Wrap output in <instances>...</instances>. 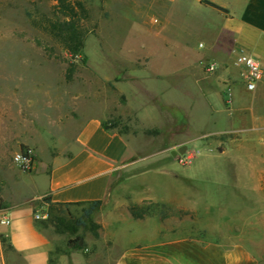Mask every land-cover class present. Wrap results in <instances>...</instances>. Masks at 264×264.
<instances>
[{
	"label": "rangeland",
	"instance_id": "1",
	"mask_svg": "<svg viewBox=\"0 0 264 264\" xmlns=\"http://www.w3.org/2000/svg\"><path fill=\"white\" fill-rule=\"evenodd\" d=\"M64 5L85 32L78 53L49 33L52 23L67 19ZM196 6L189 0H0V205L7 208L6 199L30 205L32 216L48 213L47 197L25 201L52 163L71 154L90 118L130 140L131 159L138 161L113 180L85 226L76 224L86 205L55 207L71 223L63 234L49 223L42 227L53 245L52 264L69 254L78 263L110 264L138 234L129 224L153 226L165 212L134 200L142 194L139 181L164 179L152 173L162 163L179 177L237 178L231 157L218 159L215 145H203L222 140L214 133L222 129V114L204 103L213 99L206 89L222 86V62L213 49L220 22ZM208 64L216 69L208 71ZM182 146L185 152L171 159L169 150ZM17 152L31 158V170L16 166ZM193 154V163L182 165ZM204 189L215 195L218 188ZM131 208L142 217L132 218ZM73 239L79 249L67 248ZM0 264L25 263L0 240Z\"/></svg>",
	"mask_w": 264,
	"mask_h": 264
},
{
	"label": "crops",
	"instance_id": "2",
	"mask_svg": "<svg viewBox=\"0 0 264 264\" xmlns=\"http://www.w3.org/2000/svg\"><path fill=\"white\" fill-rule=\"evenodd\" d=\"M189 1L219 18L213 49L222 62V86L206 89L213 99L204 103L222 114V129L214 132L222 133V140H206L203 145H215L218 159L231 157L237 178L179 177L160 164L152 173L164 179L139 181L142 194L134 202H152L165 213L150 228L138 230L145 225L142 220L129 224L138 234L123 243L110 264H264V83L253 92L246 90L240 69L232 63L242 53L264 65V0ZM74 143L70 155L55 160L40 176L35 196L25 202L41 197L54 205L102 202L113 180L137 167L130 140L106 131L97 117L84 121ZM196 154L182 165H191ZM205 187L218 189L212 195ZM4 201L11 225L0 233L10 249L25 264H52V242L33 219L30 205ZM69 255L54 264H88Z\"/></svg>",
	"mask_w": 264,
	"mask_h": 264
},
{
	"label": "trees",
	"instance_id": "3",
	"mask_svg": "<svg viewBox=\"0 0 264 264\" xmlns=\"http://www.w3.org/2000/svg\"><path fill=\"white\" fill-rule=\"evenodd\" d=\"M206 5L216 9L220 12H225L222 8L210 3L205 2ZM80 7V5L78 4ZM81 8V7H80ZM63 14L65 16L64 20H57L56 22L52 23L49 27V33L56 38L61 45H63L64 49L69 53H78L82 46H83V39L85 36V32L80 26L78 25L77 21L75 20V12L74 9L68 5L62 6ZM81 11L83 9L81 8ZM103 128L108 131L106 126ZM48 205V217L45 220H39V224L43 227L46 223H49L51 227L54 229L55 233L63 234L67 232L69 228L68 222L65 220L64 216L61 213L57 212L55 207H60L64 205H86L87 208H84L82 214L80 216V220H78L76 225L85 226V223L91 222V215L97 211L101 206V201H92V202H83V203H76V204H51L47 201ZM144 213V212H143ZM143 213L134 212V209L131 208V216L134 219H139L142 217ZM45 227V226H44ZM0 240L2 243L7 244L4 236H0ZM78 240H68L67 241V248L68 249H79V245L77 244ZM8 248H10L8 246Z\"/></svg>",
	"mask_w": 264,
	"mask_h": 264
},
{
	"label": "built area",
	"instance_id": "4",
	"mask_svg": "<svg viewBox=\"0 0 264 264\" xmlns=\"http://www.w3.org/2000/svg\"><path fill=\"white\" fill-rule=\"evenodd\" d=\"M233 66L240 69V77L245 85L246 90L253 92L256 90L259 83H264V65L256 61L252 57L238 53L234 60ZM216 69L215 64H208L207 70L213 71ZM193 156L184 155L183 164H188ZM13 162L22 171H29L32 168L31 158L22 152H17L13 156ZM47 213H34L35 220L47 219ZM11 225V218L7 208L0 205V229L8 228ZM3 236V234L0 233Z\"/></svg>",
	"mask_w": 264,
	"mask_h": 264
},
{
	"label": "water",
	"instance_id": "5",
	"mask_svg": "<svg viewBox=\"0 0 264 264\" xmlns=\"http://www.w3.org/2000/svg\"><path fill=\"white\" fill-rule=\"evenodd\" d=\"M185 150H186V147H185V146H182L181 148H179L178 151H174V150H172V151L170 152V154H171L172 156H175V155H181V154H183V153L185 152Z\"/></svg>",
	"mask_w": 264,
	"mask_h": 264
}]
</instances>
